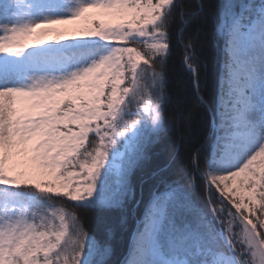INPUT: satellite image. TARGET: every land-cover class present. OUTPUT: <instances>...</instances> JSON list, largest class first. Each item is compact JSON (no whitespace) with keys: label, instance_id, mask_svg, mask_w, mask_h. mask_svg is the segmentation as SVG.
<instances>
[{"label":"snow or ice","instance_id":"1","mask_svg":"<svg viewBox=\"0 0 264 264\" xmlns=\"http://www.w3.org/2000/svg\"><path fill=\"white\" fill-rule=\"evenodd\" d=\"M189 7L0 0V264H112L110 225L97 238L74 210L136 202L139 174L170 130L171 27L199 20V34L213 15L204 38L223 43L215 101L199 95L208 80L196 45H183L206 106L205 142L187 157L204 205L160 172L122 264H264V0Z\"/></svg>","mask_w":264,"mask_h":264},{"label":"trees","instance_id":"2","mask_svg":"<svg viewBox=\"0 0 264 264\" xmlns=\"http://www.w3.org/2000/svg\"><path fill=\"white\" fill-rule=\"evenodd\" d=\"M185 11L195 13V7H189L198 0H178ZM223 3V0H203L205 12H215ZM203 17L201 16L200 19ZM177 19V23L171 27L172 54L164 66V74L167 80L166 90L169 102L165 109V120L170 122V130L162 133L155 146L153 160L139 174L136 181V202L130 203L126 208L113 214H105L94 210L75 209V213L89 226V230L101 238L102 226L110 225L108 241L113 249L110 256L112 264H121L131 245V237L136 232L137 223L143 217L146 202L149 199V191L160 187L156 178L160 172L167 175L170 180L178 181L179 186L188 190L197 205H204L203 189L198 178L191 177L187 169L188 153L201 143H204L206 126V106L197 101V93L193 91L190 74L187 71L184 58L185 44H195L196 54L200 56L201 77L207 75V86H202L199 95L208 101H215L218 95L219 76L222 61V40L205 39L211 34L212 26L216 23L215 16H210L208 27L204 32L197 34L196 28L199 20L192 23ZM222 32V29H221ZM206 58V59H205ZM207 64V69H204ZM157 71L160 68L157 67ZM159 166V172L153 174ZM55 208L67 207V204L59 199H53ZM70 211L72 209L69 208Z\"/></svg>","mask_w":264,"mask_h":264},{"label":"rangeland","instance_id":"3","mask_svg":"<svg viewBox=\"0 0 264 264\" xmlns=\"http://www.w3.org/2000/svg\"><path fill=\"white\" fill-rule=\"evenodd\" d=\"M222 56H223V47H222ZM221 63H223V57H222V61H221ZM221 68H222V64H221ZM222 75H223V73H222V70H221V73H220L219 79L221 78ZM221 90H222V82H221V80H219L218 93H219ZM56 190H57V192H60V193H63V191H64V189L59 188V187H58ZM56 209H59V208H56ZM134 237H135V236H134ZM134 237H133V239H134ZM133 239H132V241H133Z\"/></svg>","mask_w":264,"mask_h":264}]
</instances>
